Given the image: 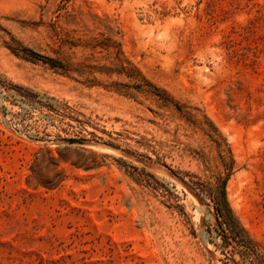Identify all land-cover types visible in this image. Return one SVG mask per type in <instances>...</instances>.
Masks as SVG:
<instances>
[{
    "label": "rangeland",
    "instance_id": "obj_1",
    "mask_svg": "<svg viewBox=\"0 0 264 264\" xmlns=\"http://www.w3.org/2000/svg\"><path fill=\"white\" fill-rule=\"evenodd\" d=\"M224 181L264 252V0H0V264H230Z\"/></svg>",
    "mask_w": 264,
    "mask_h": 264
},
{
    "label": "trees",
    "instance_id": "obj_2",
    "mask_svg": "<svg viewBox=\"0 0 264 264\" xmlns=\"http://www.w3.org/2000/svg\"><path fill=\"white\" fill-rule=\"evenodd\" d=\"M33 56L37 59H44L43 56L37 53H34ZM212 125L218 131L216 126ZM217 143L221 149V144L218 141ZM222 159L225 161L223 156ZM226 166L228 169L229 165ZM226 186L227 181H224L223 185L214 191L211 198L215 204L220 228V231L217 230V237L222 241L221 243L215 242V245L217 248L222 249L230 264H248L250 259H253L255 264H264V252L236 216L228 201ZM237 255H239V258L236 257Z\"/></svg>",
    "mask_w": 264,
    "mask_h": 264
}]
</instances>
